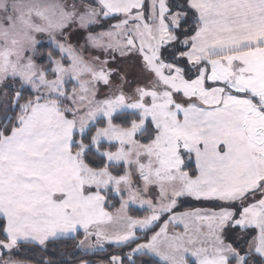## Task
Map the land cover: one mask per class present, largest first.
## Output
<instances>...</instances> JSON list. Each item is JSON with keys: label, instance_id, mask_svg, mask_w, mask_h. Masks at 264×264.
<instances>
[{"label": "snow or ice", "instance_id": "obj_1", "mask_svg": "<svg viewBox=\"0 0 264 264\" xmlns=\"http://www.w3.org/2000/svg\"><path fill=\"white\" fill-rule=\"evenodd\" d=\"M21 245L264 264V0H0V264Z\"/></svg>", "mask_w": 264, "mask_h": 264}, {"label": "trees", "instance_id": "obj_2", "mask_svg": "<svg viewBox=\"0 0 264 264\" xmlns=\"http://www.w3.org/2000/svg\"><path fill=\"white\" fill-rule=\"evenodd\" d=\"M118 206V205H117ZM198 206L196 202H189L186 204V208L188 207H194ZM135 214H146L141 211H137ZM63 245H61V248L63 249ZM19 251L17 252L18 254L13 257L14 259L20 260L23 264H38L39 261L41 260H48L49 256L47 253L43 251H37L36 249L33 248L31 245H21L20 248L18 249ZM54 251L53 249H48V252ZM68 251H72L71 248L68 249ZM103 254H89L88 256H82V255H77L75 256L74 260L72 257H67L69 264H79L80 259H90L93 261V264H98L99 260L102 258ZM59 259V257H57ZM141 259L147 260L148 257H142Z\"/></svg>", "mask_w": 264, "mask_h": 264}, {"label": "rangeland", "instance_id": "obj_3", "mask_svg": "<svg viewBox=\"0 0 264 264\" xmlns=\"http://www.w3.org/2000/svg\"><path fill=\"white\" fill-rule=\"evenodd\" d=\"M125 71H127L128 73H129V75L130 76H135L136 75V73H137V69H135V68H133V67H131L130 65H126L125 66ZM187 203H189V202H187ZM107 247V246H106ZM19 250H17V252H18Z\"/></svg>", "mask_w": 264, "mask_h": 264}, {"label": "crops", "instance_id": "obj_4", "mask_svg": "<svg viewBox=\"0 0 264 264\" xmlns=\"http://www.w3.org/2000/svg\"><path fill=\"white\" fill-rule=\"evenodd\" d=\"M23 264V263H22Z\"/></svg>", "mask_w": 264, "mask_h": 264}]
</instances>
